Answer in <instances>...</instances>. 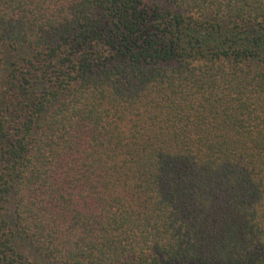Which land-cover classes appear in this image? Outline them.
I'll return each mask as SVG.
<instances>
[{"label": "trees", "instance_id": "trees-1", "mask_svg": "<svg viewBox=\"0 0 264 264\" xmlns=\"http://www.w3.org/2000/svg\"><path fill=\"white\" fill-rule=\"evenodd\" d=\"M0 264H264V0H0Z\"/></svg>", "mask_w": 264, "mask_h": 264}, {"label": "rangeland", "instance_id": "rangeland-1", "mask_svg": "<svg viewBox=\"0 0 264 264\" xmlns=\"http://www.w3.org/2000/svg\"><path fill=\"white\" fill-rule=\"evenodd\" d=\"M149 1H152L153 2L154 0H149Z\"/></svg>", "mask_w": 264, "mask_h": 264}]
</instances>
